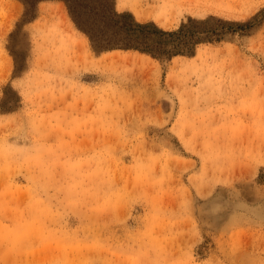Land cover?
I'll return each instance as SVG.
<instances>
[{
  "label": "rangeland",
  "instance_id": "1",
  "mask_svg": "<svg viewBox=\"0 0 264 264\" xmlns=\"http://www.w3.org/2000/svg\"><path fill=\"white\" fill-rule=\"evenodd\" d=\"M114 2L188 48L0 0V264H264V0Z\"/></svg>",
  "mask_w": 264,
  "mask_h": 264
},
{
  "label": "trees",
  "instance_id": "2",
  "mask_svg": "<svg viewBox=\"0 0 264 264\" xmlns=\"http://www.w3.org/2000/svg\"><path fill=\"white\" fill-rule=\"evenodd\" d=\"M21 1L24 5V20L34 19L36 3L41 0ZM57 1L65 6L75 29L96 49H123L153 57H170L188 48L183 46L189 42L187 38L178 41V35L183 33V29L166 32L152 23H138L130 14L118 13L114 0Z\"/></svg>",
  "mask_w": 264,
  "mask_h": 264
}]
</instances>
